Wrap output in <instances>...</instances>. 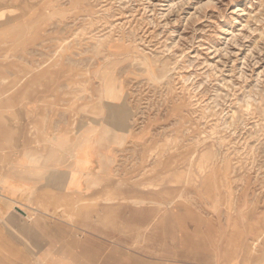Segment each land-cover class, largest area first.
Instances as JSON below:
<instances>
[{"label": "rangeland", "instance_id": "rangeland-1", "mask_svg": "<svg viewBox=\"0 0 264 264\" xmlns=\"http://www.w3.org/2000/svg\"><path fill=\"white\" fill-rule=\"evenodd\" d=\"M52 127L103 182L0 218V264H264V0H0V184Z\"/></svg>", "mask_w": 264, "mask_h": 264}, {"label": "crops", "instance_id": "crops-1", "mask_svg": "<svg viewBox=\"0 0 264 264\" xmlns=\"http://www.w3.org/2000/svg\"><path fill=\"white\" fill-rule=\"evenodd\" d=\"M51 134L52 141L56 144L53 145V150L51 149L53 156L45 154L40 157L35 169H32L34 166L28 160L20 164L15 162L14 167L19 166L9 168L5 173L0 184V218L4 220L22 218L26 212L21 206L27 207L30 204L28 199L35 191L34 196H39L44 188L58 195L85 196L91 191V187H95L96 184L100 186L103 182L102 152L98 151L95 145L80 146L77 142L70 148L63 147L65 142L63 128L55 131L52 127ZM29 164L30 171L36 174V177L25 180V176H21L17 169L20 168L22 171L23 166Z\"/></svg>", "mask_w": 264, "mask_h": 264}]
</instances>
